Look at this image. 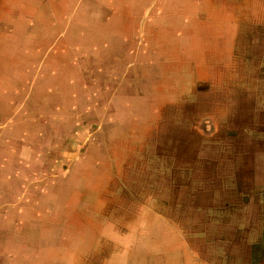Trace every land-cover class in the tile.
Returning a JSON list of instances; mask_svg holds the SVG:
<instances>
[{
	"label": "rangeland",
	"instance_id": "1",
	"mask_svg": "<svg viewBox=\"0 0 264 264\" xmlns=\"http://www.w3.org/2000/svg\"><path fill=\"white\" fill-rule=\"evenodd\" d=\"M263 213L264 0H0V264H264Z\"/></svg>",
	"mask_w": 264,
	"mask_h": 264
},
{
	"label": "crops",
	"instance_id": "2",
	"mask_svg": "<svg viewBox=\"0 0 264 264\" xmlns=\"http://www.w3.org/2000/svg\"><path fill=\"white\" fill-rule=\"evenodd\" d=\"M248 205V204H247ZM244 218V216L243 217H241V219H243ZM251 218H252V216L249 218L250 220H251ZM258 218H260V220L262 219V228H261V230H260V232H259V236H258V242H260L261 243V251H260V249H256L255 251L251 248V246H249L248 248H247V251L248 250H250V252H260V253H264V213L263 214H261V216L259 215L258 216ZM247 223V225H248V228H250L251 226H250V224H248V222H246ZM247 228V229H248ZM263 256V258H264V255H262ZM256 258H259V259H261V256H255ZM254 257V258H255ZM262 258V259H263Z\"/></svg>",
	"mask_w": 264,
	"mask_h": 264
}]
</instances>
